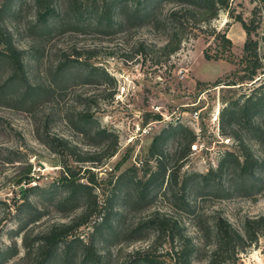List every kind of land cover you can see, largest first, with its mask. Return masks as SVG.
<instances>
[{
  "label": "rangeland",
  "instance_id": "1",
  "mask_svg": "<svg viewBox=\"0 0 264 264\" xmlns=\"http://www.w3.org/2000/svg\"><path fill=\"white\" fill-rule=\"evenodd\" d=\"M47 1L0 0V26L24 53L29 83L36 85L31 99L19 101L20 85H5L12 69L0 55V251L12 246L18 251L5 264L35 262L44 235L53 228L60 234L68 231L58 228L61 225L70 229L52 264H78L83 245L91 242L99 252H108L105 264H128L155 239L157 232L148 222L157 214L171 217L196 243L199 248L193 264H203L213 243L210 225L215 216L224 217L238 230L246 218L264 217V166L253 184L232 174L231 161L224 172L232 176H219L216 171L226 153L241 157L237 143L219 128L225 102L241 100L258 86L214 87L218 81L233 79L246 38L239 23L226 13L213 21L232 42L231 51L213 61L204 58L205 50L210 55L214 51V45L208 49L211 39L204 35L186 36L179 51L167 54L163 48L167 36L144 26L141 18L131 17L127 8L118 11L110 26H93L89 25L92 15L83 14L76 24L66 12L67 1L56 0L61 19L49 18L44 23L38 16ZM103 1L77 0L83 12H100ZM235 5L248 19L251 0H235ZM170 7L164 5L163 10ZM88 64L104 69L116 86L96 73L89 76ZM147 115H159L161 120L150 119L146 124ZM176 124L186 127L194 139L170 132L161 148L160 162L167 170L164 181L170 171L175 180L170 187L165 182L157 184L147 197L143 190L145 195L140 197L132 183L156 171L159 148L150 151L153 139ZM261 125L264 134V115ZM47 137L66 141L73 155L56 144L59 153L54 154L44 145ZM247 140L251 153L264 160V135L259 143ZM114 145L112 158L99 154L94 164L77 162ZM63 166L84 182L92 173L98 183L92 192L99 208L112 195L114 182L124 176L112 211L115 234L95 229L102 215L81 218L87 203L84 196L76 202H59L63 187L58 177ZM183 183L184 205L180 201ZM29 188L34 189L23 199L20 192ZM137 227L142 229L136 231ZM203 234L209 236L203 238ZM166 235L157 242L156 257L170 264L174 261L167 251L178 244L170 243ZM66 243L70 245L67 258L63 253ZM235 264H264V238L239 254Z\"/></svg>",
  "mask_w": 264,
  "mask_h": 264
},
{
  "label": "trees",
  "instance_id": "2",
  "mask_svg": "<svg viewBox=\"0 0 264 264\" xmlns=\"http://www.w3.org/2000/svg\"><path fill=\"white\" fill-rule=\"evenodd\" d=\"M67 1V14H70L73 20L78 24V19L85 13L93 16V21L89 25L110 26V24L117 19L118 11L127 8L131 13V17L135 19H142L143 25L150 27L156 32H162L167 36L163 48L167 54H172L180 50L185 43L186 36L198 37L204 35L211 39V45H214V51L210 55L208 50L204 51V58L206 60L217 61L223 59L232 49V42L227 37L226 33L217 30L213 25L220 13H226L228 18L241 25L245 33V41L242 47V55L236 62V70L233 73V79L227 82H216L214 87L224 85L229 89H240L247 87L248 84L253 86L258 83V86L249 89L248 94L242 95V99H231L225 102L220 115V131L222 135L232 138L238 145L241 157L226 153L221 161L218 163L217 172L219 176L230 177L232 174L246 177L250 184L254 183V179L260 176V171L263 170L264 160H260L251 153L247 139L254 140L259 143L262 142L263 131L261 125V118L264 115V0H251L253 5L248 19H245L242 12L237 11L235 0H104L100 12L82 11L77 0ZM56 0H48L44 7V13H40L39 20L44 23L50 18L61 19L60 10L56 5ZM164 5H171L170 8L163 10ZM144 47V43L140 44ZM0 55L4 61L11 67L12 73L6 81L7 87H12V84L18 83L20 85L19 101H27L33 97L36 85L29 83L25 65L27 59L24 53L20 51L13 43L10 34L0 26ZM89 68V76L94 73L102 79L110 82L111 85L116 86L114 79L100 67H95L91 64L86 65ZM62 69V65L58 67V72ZM159 121V115H147L146 124L148 120ZM174 132L182 136H191L193 140V133L186 127L176 124L171 125L168 129L162 130L153 139L150 151L157 146L159 151L157 154V168L156 171L148 174L147 179L136 180L132 183L136 192L140 197H144L143 190L150 194V189L163 182L171 186L173 179L172 172H169L166 177V168L160 162L163 158V145L168 141V133ZM101 133L106 134L103 130ZM167 134V135H166ZM237 134H241L238 136ZM53 144H56L62 151L68 152V155H73L68 150V143L61 138H49L44 141V145L54 154H58ZM190 145V142H189ZM188 145V146H189ZM158 148L154 150H158ZM101 154L104 158H112L116 154V146L102 148L99 152L87 155L85 159H78L77 162H89L94 164L96 155ZM233 159V160H231ZM231 161L234 172H224V166ZM85 171H90L85 168ZM30 168L25 179L28 180ZM211 173V171H210ZM87 177L86 181H82L83 177H78L72 173L66 166L62 167L61 174L58 177V184L63 187V197L59 202H76L81 196L87 199V203L81 214V218L86 220L96 214L102 215L100 218L99 230L102 234H115L117 232L114 218L113 208L116 200V193L119 190V185L125 183L120 181L124 176H119L112 186V195L105 199L101 208L98 207L97 198L93 194V189L98 188V183L95 181L92 173ZM145 178V177H144ZM30 180V179H29ZM168 187V188H169ZM29 188L21 191L20 194L23 199L27 198V192L33 190ZM183 196L180 201L185 204L184 194L186 192L185 183L182 184ZM152 225L157 234L153 242L146 248L138 250L132 260L128 264H164L156 257L157 242L163 235L167 240L173 244L177 242L178 246L171 247L167 251L169 260L174 262L170 264H193V255L199 248L196 243H193L190 238L183 234L177 223L173 221L168 215L157 214L148 222ZM149 226V225H144ZM58 228H66L68 231L62 234L58 233L56 228L43 236V242L38 247L39 255L32 264H52V259L59 247L60 242L64 236H67L70 227L61 225ZM200 232L201 228L198 227ZM142 227H137L135 230L139 231ZM211 236L213 243L209 256L203 264H235L237 256L243 253L247 248L256 245L260 239L264 238V217L246 218L243 222L242 229L234 228L224 217L215 216L210 225ZM209 234H203L205 238ZM65 257H68L70 252L69 244L63 247ZM107 251L99 252L93 242L83 245L78 264H105L107 258ZM18 254L15 246L9 247L4 251H0V264H5L11 258ZM27 254L25 255V257Z\"/></svg>",
  "mask_w": 264,
  "mask_h": 264
},
{
  "label": "built area",
  "instance_id": "3",
  "mask_svg": "<svg viewBox=\"0 0 264 264\" xmlns=\"http://www.w3.org/2000/svg\"><path fill=\"white\" fill-rule=\"evenodd\" d=\"M123 91H124V88L121 89V92H123ZM193 117H194L195 119H197V117H198V113H197V112H194V113H193Z\"/></svg>",
  "mask_w": 264,
  "mask_h": 264
}]
</instances>
